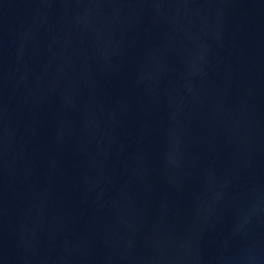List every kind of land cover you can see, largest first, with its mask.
<instances>
[{
  "label": "water",
  "instance_id": "water-1",
  "mask_svg": "<svg viewBox=\"0 0 264 264\" xmlns=\"http://www.w3.org/2000/svg\"><path fill=\"white\" fill-rule=\"evenodd\" d=\"M0 264H264V0H0Z\"/></svg>",
  "mask_w": 264,
  "mask_h": 264
}]
</instances>
